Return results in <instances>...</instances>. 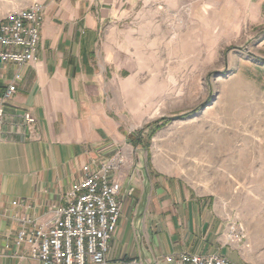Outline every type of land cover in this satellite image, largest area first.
<instances>
[{
    "label": "crops",
    "instance_id": "1",
    "mask_svg": "<svg viewBox=\"0 0 264 264\" xmlns=\"http://www.w3.org/2000/svg\"><path fill=\"white\" fill-rule=\"evenodd\" d=\"M223 2H43L37 60L24 66L0 62V98L9 84L16 85L13 97L3 104L0 264H41L15 246L20 224L13 216L45 223L54 208L66 204L67 193L83 178L84 166L94 169L120 152L125 162L115 178L120 183L121 214L104 264H165L166 256L183 252L217 254L239 264L220 238L211 199L179 180L150 172L145 160L130 155L103 80L106 69L120 67L110 57L117 53L122 21L139 14H169L180 6ZM23 113L34 123L25 124Z\"/></svg>",
    "mask_w": 264,
    "mask_h": 264
},
{
    "label": "rangeland",
    "instance_id": "2",
    "mask_svg": "<svg viewBox=\"0 0 264 264\" xmlns=\"http://www.w3.org/2000/svg\"><path fill=\"white\" fill-rule=\"evenodd\" d=\"M44 1L0 0V21ZM234 1L122 21L103 80L130 155L210 198L238 263L264 264V11Z\"/></svg>",
    "mask_w": 264,
    "mask_h": 264
},
{
    "label": "built area",
    "instance_id": "3",
    "mask_svg": "<svg viewBox=\"0 0 264 264\" xmlns=\"http://www.w3.org/2000/svg\"><path fill=\"white\" fill-rule=\"evenodd\" d=\"M42 12L43 5L33 2L0 21L1 63L24 66L37 60ZM15 92L16 85L11 83L0 98V140L4 128L3 104ZM22 120L28 125L34 123L28 113L22 114ZM124 162L125 157L118 153L94 169L84 166L83 178L67 193L66 204L54 208L45 223L14 215L13 219L20 224L15 246L24 248L29 259L41 264H104L120 218L117 200L120 183L115 174ZM164 263L234 264L221 255L186 252L166 256Z\"/></svg>",
    "mask_w": 264,
    "mask_h": 264
},
{
    "label": "trees",
    "instance_id": "4",
    "mask_svg": "<svg viewBox=\"0 0 264 264\" xmlns=\"http://www.w3.org/2000/svg\"><path fill=\"white\" fill-rule=\"evenodd\" d=\"M165 123H167V119H161L159 121H155L151 124H148L144 128H142L141 130L137 131L135 134L130 135L128 137V139H129L130 143H132L133 145L136 146V145L141 143L140 141L143 137L145 130H149L148 137H150L154 133H156L158 130H160Z\"/></svg>",
    "mask_w": 264,
    "mask_h": 264
}]
</instances>
